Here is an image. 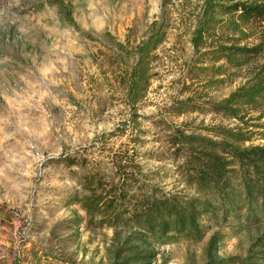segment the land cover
Segmentation results:
<instances>
[{
    "label": "rangeland",
    "instance_id": "rangeland-1",
    "mask_svg": "<svg viewBox=\"0 0 264 264\" xmlns=\"http://www.w3.org/2000/svg\"><path fill=\"white\" fill-rule=\"evenodd\" d=\"M236 4L264 0H0V264H264V222L197 186L211 155L238 179L234 149L264 147V20ZM86 170L215 213L199 240L101 227Z\"/></svg>",
    "mask_w": 264,
    "mask_h": 264
},
{
    "label": "trees",
    "instance_id": "trees-1",
    "mask_svg": "<svg viewBox=\"0 0 264 264\" xmlns=\"http://www.w3.org/2000/svg\"><path fill=\"white\" fill-rule=\"evenodd\" d=\"M241 6L242 14L246 17L253 15L264 20V5L248 7L245 4H236L233 7ZM72 17L71 10L67 13ZM153 40L148 41L141 50L146 49L152 44ZM148 58V56H147ZM145 57L141 56L139 66L145 62ZM142 70L139 71V74ZM138 74V76H139ZM139 78H137L138 80ZM141 79V77H140ZM141 80L137 81L140 84ZM234 99V95L230 101ZM223 111V110H222ZM233 141L235 135L224 132ZM233 157L241 167V176L234 178L233 169H229L227 161L216 155H211L210 163H199L198 191L209 203L215 205L221 202L224 219L232 217L240 218L243 210L247 211L245 223L248 225L264 222V147H252L241 150L234 149ZM69 167L78 166L83 169L84 165L75 158H66ZM125 173H127L125 171ZM79 184L83 190V196L78 203L84 211L90 215L101 217L98 224L101 227H137L141 231L150 233H160L163 237L172 241L178 238L176 235L187 233V237L193 240L202 238L204 232V219H212L215 213L209 206L201 200L195 203L185 202L179 198H159L154 196L151 200L144 203L139 202L132 205L129 202L125 177L118 184L109 185L97 172L86 170L84 174H76ZM237 181V184L233 182ZM239 213V214H238ZM190 221L188 230L185 229L186 223Z\"/></svg>",
    "mask_w": 264,
    "mask_h": 264
}]
</instances>
